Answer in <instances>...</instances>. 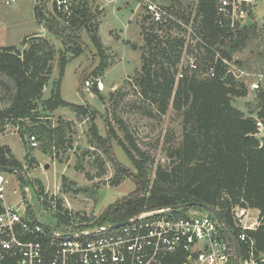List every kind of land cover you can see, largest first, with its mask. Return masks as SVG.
Returning a JSON list of instances; mask_svg holds the SVG:
<instances>
[{"label": "trees", "instance_id": "trees-1", "mask_svg": "<svg viewBox=\"0 0 264 264\" xmlns=\"http://www.w3.org/2000/svg\"><path fill=\"white\" fill-rule=\"evenodd\" d=\"M63 1L54 0L53 13L48 12L46 15L36 8L35 20L59 38L66 50L57 51L48 39L38 35L25 38L22 41L23 49L0 47V75L12 84L11 89L9 84L4 86L11 94L8 105L0 108V125L4 126L8 122L17 126L22 139L26 133L29 137L34 136L43 150L49 151L51 158L61 162L63 156L73 149L71 137L75 134V130L72 131L75 125L73 121L62 118L54 122L50 114L61 107L69 108L77 117L91 122L88 129L91 137L89 145L101 149L107 160L117 168L115 176L119 177L114 180V185H119L123 177L127 176L136 187L132 194L108 206L99 216L97 225H113L132 219L145 210L194 202L216 210L237 242L240 261L264 264L259 258L264 255V141L261 143L257 137V119L246 116L233 102L236 98L247 96V86L231 75H225V67L220 61L214 63V77L199 76L201 66L198 64L197 70L180 73L181 77L176 81L181 56L179 49L184 47V40L169 34L160 36L155 32V26L147 23L146 16L143 21L147 22L142 25L141 32L144 44L140 48V70L132 82L140 98L147 101L158 116L166 115L171 106L181 121L178 142H168L166 162L157 165L151 180L149 158L132 139L123 120L114 118V123L123 132L124 141L109 120H105L106 135L103 137L94 123L98 115L96 109L88 104H70L61 97L59 85L67 63L65 52H72L76 57L80 55V44H83L81 31L87 32L101 59L95 76L101 75L107 67L98 34L99 27L98 24H91L92 13L87 0L77 3L71 0L69 15L63 10L67 4ZM195 21L203 37L216 47L223 58L229 60H232L233 52L244 49L250 36L255 37L258 31L244 28L233 34L222 30L215 23V0H197ZM185 22L188 23L189 18ZM56 58L59 78L49 97L43 99V90L50 80ZM204 59L206 64L202 69L206 72L208 65L214 62V54L208 52ZM236 63L250 70L242 62ZM93 93L100 96L96 88ZM256 100L258 111L255 116L264 120V86L258 90ZM112 141L118 142L136 173L124 170L127 175L121 174L122 166L112 155ZM87 153L88 150L82 153L81 158ZM30 163L35 161L30 160ZM0 166L23 171L21 164L6 147L0 148ZM65 180L62 178L64 188L67 186ZM37 191L38 195L42 194V187H38ZM189 209L204 211L199 206H192L173 212L178 216H188L185 213ZM237 209L258 211L257 227L243 230L247 242L238 238L242 229L235 224L234 212ZM56 210L59 225L72 223L75 216L63 210L58 203ZM79 219L80 222L89 221L86 218ZM223 237L227 240L225 235ZM249 241L253 242L252 248ZM233 262L239 263L236 258H233Z\"/></svg>", "mask_w": 264, "mask_h": 264}, {"label": "rangeland", "instance_id": "rangeland-1", "mask_svg": "<svg viewBox=\"0 0 264 264\" xmlns=\"http://www.w3.org/2000/svg\"><path fill=\"white\" fill-rule=\"evenodd\" d=\"M54 0H18L11 6L0 3V47L15 46L23 49L22 41L34 35L42 36L53 44L54 48L62 52L66 50L60 39L40 26L35 20V9H39L43 14L53 13L52 2ZM74 1V0H73ZM162 8L175 12L178 18L190 25L200 36L203 33L198 31L196 17L197 0H152ZM63 9L69 15L68 8L71 0ZM64 1L62 3H65ZM79 0H75V3ZM88 7L92 13L91 24H98V34L104 48V62L106 69L104 72L95 76L94 72L98 68L101 59L95 47L92 45L85 30L81 31L80 37L83 44H80L81 53L75 56L72 52H65L67 59L66 66L60 78V94L64 101L74 105L88 104L98 111L94 123L101 136H105V120L111 121L117 134L123 140V132L114 123V118L123 120L130 136L137 146L148 156L151 166L149 178L153 180L154 173L158 164L166 162L165 149L169 141L175 144L181 136V121L172 107H169L166 115L158 116L147 101L140 98L137 88L134 87L132 80L140 70V48L143 46L142 25L148 21L146 18L144 4L140 0H87ZM58 4H61L58 1ZM264 14V4H260L257 15L246 20L247 27L255 29L257 32L247 41L244 49L237 50L232 54V60L240 61L250 68L254 74L264 75V40L262 32L257 28V24ZM149 22V21H148ZM147 22V23H148ZM151 25V23H149ZM159 32V30H155ZM169 34L182 39L187 37L184 30L178 25L165 28L160 36ZM262 35V36H261ZM185 36V37H184ZM188 41V42H187ZM135 47V49H134ZM180 61L178 63V73L187 71L189 56L194 54L201 66L198 75L206 77L205 67L206 54L200 48L189 46V40L185 38L184 47L181 49ZM59 78L58 59H55L53 71L49 82L44 87L43 99L49 97L51 91L56 87ZM89 80L93 85L87 90L85 81ZM101 82V87L98 82ZM12 84L3 75H0V108L8 105L11 92H8L5 85ZM264 86V77L261 87ZM260 87V88H261ZM96 88L100 96L93 93ZM257 92L248 91L244 98L233 100L234 106L244 112L246 116L256 115L257 112ZM51 120L56 122L58 118L74 122L75 134L72 135V148L60 162L50 157L49 151L45 152L40 142L37 148H31L27 142L28 133L24 139L20 137L19 128L11 123L0 125V148H10L12 155L22 166V173L26 181L38 190L42 187L44 195L54 196L55 203L60 204L63 210H67L73 217V226L80 223L79 218H86L84 221L90 226H96L99 216L108 206L132 194L136 187L129 177H123L119 185H114L119 175L117 168L109 162L101 149L90 147L91 140L88 129L91 122L83 117H77L69 108H58L50 114ZM37 140V139H36ZM124 141V140H123ZM88 150V155L81 158V154ZM45 152V153H44ZM112 155L118 164L122 166L121 174L126 172L136 173V170L124 154L117 141H112ZM21 160V161H19ZM30 160L35 163L31 164ZM153 161V165H152ZM46 165L48 167L46 168ZM105 165L104 171L102 166ZM13 184L16 185L14 174H8ZM18 178V177H17ZM62 178H65L67 186H62ZM39 183V184H38ZM17 186V185H16ZM30 190V202L35 207L39 222L56 229L61 225L56 223V212L51 204H45L46 213L41 212V208L36 202V193ZM18 199V198H17ZM43 209V210H44ZM205 211L199 209H189L187 215H204ZM235 224L237 227H252L255 229L258 223V215L255 211L237 209L234 212ZM78 222V223H77ZM253 225V226H251ZM264 262V255H261ZM238 264H256L255 261L242 262L238 259ZM254 262V263H252Z\"/></svg>", "mask_w": 264, "mask_h": 264}, {"label": "built area", "instance_id": "built-area-1", "mask_svg": "<svg viewBox=\"0 0 264 264\" xmlns=\"http://www.w3.org/2000/svg\"><path fill=\"white\" fill-rule=\"evenodd\" d=\"M140 1L144 4L148 23L159 29L158 34L173 24L178 25L187 35L184 37L189 40L190 48L214 54V62L207 67V77L215 76V64L220 61L225 67V75L229 74L247 86L248 91L260 89L263 74H254L234 60L223 58L215 46L178 15L152 0ZM17 2L0 0L5 6ZM260 4H264V0H215V23L225 32L234 34L247 27L246 20L257 15ZM257 28L264 33V14ZM188 60V68L197 70L196 56L190 54ZM92 85L91 81H85L87 90ZM98 86L101 87L100 81ZM252 117L257 119V137L262 143L264 120L255 115ZM27 142L31 148L39 145L34 136L27 138ZM8 174L0 170V264H234L235 256L229 242L224 239L216 219L207 212L178 216L171 207H162L145 210L129 219V224L116 229L108 230L111 225L90 226L86 222H77L73 226L74 221L53 229L39 222L30 202V190L35 192V187L27 182L24 188L17 177L16 186ZM37 192L36 189V202L41 212L48 210L44 209L46 203H50L55 211L54 196L38 195ZM241 229L238 238L247 242L243 230L252 227ZM249 243L252 248L253 242Z\"/></svg>", "mask_w": 264, "mask_h": 264}, {"label": "water", "instance_id": "water-1", "mask_svg": "<svg viewBox=\"0 0 264 264\" xmlns=\"http://www.w3.org/2000/svg\"><path fill=\"white\" fill-rule=\"evenodd\" d=\"M48 167V165H46V168ZM0 170L1 171H4V172H7V173H10V174H14L15 176L18 177L21 185L26 188L27 187V181L22 173L21 170H19L18 168H15V167H9V166H0ZM192 206H199L200 208H202L205 212L211 214L217 221V223L220 225L226 239L228 240L233 252H234V256L235 258L239 259V250H238V245H237V242L236 240L234 239V237L231 235L230 231L224 226L223 224V221L221 219V217L219 216V214L216 212V210H214L213 208L209 207V206H206V205H202V204H197V203H194V202H191V203H187V204H180V205H175V206H172L171 208L173 210H179V209H183V208H187V207H192ZM130 223V220H125V221H122V222H119V223H115L109 227H107L108 230H111V229H116V228H119V227H122L126 224H129ZM65 236H70L72 237L73 234H65Z\"/></svg>", "mask_w": 264, "mask_h": 264}, {"label": "crops", "instance_id": "crops-1", "mask_svg": "<svg viewBox=\"0 0 264 264\" xmlns=\"http://www.w3.org/2000/svg\"><path fill=\"white\" fill-rule=\"evenodd\" d=\"M10 149V148H9ZM11 150V149H10ZM11 153H12V150H11ZM13 154V153H12ZM19 161H21V160H19ZM250 211H255L256 212V214L258 215V211H256V210H247L246 212L247 213H249Z\"/></svg>", "mask_w": 264, "mask_h": 264}]
</instances>
